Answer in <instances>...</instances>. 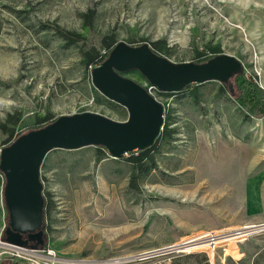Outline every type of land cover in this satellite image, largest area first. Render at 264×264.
Here are the masks:
<instances>
[{
	"label": "rangeland",
	"instance_id": "obj_1",
	"mask_svg": "<svg viewBox=\"0 0 264 264\" xmlns=\"http://www.w3.org/2000/svg\"><path fill=\"white\" fill-rule=\"evenodd\" d=\"M0 4V158L14 142L12 133L21 137L62 116L128 120L124 107L94 87L87 65L88 52L104 54L111 41L148 44L174 64L230 55L264 86V0ZM61 33L81 41L70 45ZM123 76L148 84L138 71ZM221 87L208 82L161 94L164 129L155 166L147 164L145 173L100 147L49 153L40 175L42 247L59 264H264V117L246 120L247 110ZM5 186L0 171V241L9 225ZM248 227L258 232L231 239ZM204 235L229 240L161 252ZM0 264L24 263L8 256Z\"/></svg>",
	"mask_w": 264,
	"mask_h": 264
},
{
	"label": "water",
	"instance_id": "obj_2",
	"mask_svg": "<svg viewBox=\"0 0 264 264\" xmlns=\"http://www.w3.org/2000/svg\"><path fill=\"white\" fill-rule=\"evenodd\" d=\"M243 70V64L230 55H219L203 64H174L148 44H117L91 75L94 87L103 96L128 111L126 122L93 113L62 116L2 150L0 171L6 178L4 199L9 212L5 242L35 249L43 246L45 201L40 175L52 151L100 147L111 158L120 160L156 144L164 129L165 107L123 74L138 71L150 85L168 94L208 82L227 84Z\"/></svg>",
	"mask_w": 264,
	"mask_h": 264
},
{
	"label": "trees",
	"instance_id": "obj_3",
	"mask_svg": "<svg viewBox=\"0 0 264 264\" xmlns=\"http://www.w3.org/2000/svg\"><path fill=\"white\" fill-rule=\"evenodd\" d=\"M2 0H0L1 3ZM1 5V4H0ZM3 9H8L7 7L3 6ZM1 9V7H0ZM3 30V21L0 15V35ZM61 37L67 41L70 45H75L81 41V38L76 35L64 34L61 33ZM106 42V41H105ZM104 42V43H105ZM116 43L114 41L106 43L105 47L107 48L104 54L92 49L88 52L87 56V65L88 67L93 70L95 67L101 65L106 59L109 57L111 51L115 48ZM157 46V44H153V47ZM154 51V50H153ZM156 51V50H155ZM154 51V52H155ZM156 53V52H155ZM215 57V56H214ZM209 59L204 60L200 64L206 63ZM199 85H191L186 87L183 91L187 90H194ZM182 91V92H183ZM222 93L229 94L232 100L240 106L242 109H246L248 114L246 115L245 119L248 118H263L264 117V91L258 85V79L253 77L252 75L247 74L244 70L234 76L227 84H223L221 87ZM48 126V125H47ZM46 127V126H45ZM12 133V141H15L20 136H13ZM159 139L156 144L145 151H136L130 153V157H124L122 160H126L133 169L138 173H145L149 169L154 168L155 161L153 159V154L157 151ZM101 152L107 154L103 148H100ZM149 164L151 167L149 169L146 168V165ZM136 183V182H135ZM137 186V183L133 186Z\"/></svg>",
	"mask_w": 264,
	"mask_h": 264
},
{
	"label": "built area",
	"instance_id": "obj_4",
	"mask_svg": "<svg viewBox=\"0 0 264 264\" xmlns=\"http://www.w3.org/2000/svg\"><path fill=\"white\" fill-rule=\"evenodd\" d=\"M258 79L259 87L264 91V86L262 85L260 75L257 76L252 75ZM149 95H151L156 101L162 104V98L160 92L155 86L150 85L149 83L144 86ZM163 105V104H162ZM259 228V227H249V230ZM248 230V229H247ZM236 235H240L236 234ZM246 235L244 236V238ZM243 238V237H242ZM225 239L223 236H214V235H206L203 239L196 241L210 244V247H214L216 243L220 240ZM192 243H185L178 247H172L162 250L161 252H177L179 249H184L185 246ZM10 256L12 259L16 261L23 262L24 264H59L60 261L56 255V253L50 249H46L45 247L33 248L32 246L28 247H20L6 243L5 241H0V259Z\"/></svg>",
	"mask_w": 264,
	"mask_h": 264
},
{
	"label": "bare ground",
	"instance_id": "obj_5",
	"mask_svg": "<svg viewBox=\"0 0 264 264\" xmlns=\"http://www.w3.org/2000/svg\"><path fill=\"white\" fill-rule=\"evenodd\" d=\"M205 166V165H204ZM247 229H249V227L247 228ZM255 229V228H254ZM257 229V228H256ZM252 232H254V233H256V232H258L257 230H247V231H244V232H239L240 233V235H239V237H234V238H231V239H237V238H242V237H244L245 235L246 236H248V235H250V234H252ZM205 237V235L204 236H201V237H196V238H194V239H191L190 241H188L187 243H192V244H189V245H187V246H185L184 247V249L186 250H194V249H197V248H199V247H203V246H209L210 247V244H201L202 242H196V241H199V240H201V239H203ZM224 237V236H223ZM223 241H219V243H223V242H227L229 239H222ZM204 243V242H203ZM217 245V244H216ZM183 249V250H184ZM210 254H212L211 252H210Z\"/></svg>",
	"mask_w": 264,
	"mask_h": 264
},
{
	"label": "flooded vegetation",
	"instance_id": "obj_6",
	"mask_svg": "<svg viewBox=\"0 0 264 264\" xmlns=\"http://www.w3.org/2000/svg\"><path fill=\"white\" fill-rule=\"evenodd\" d=\"M33 244H36V242H34V243L31 242V245H33Z\"/></svg>",
	"mask_w": 264,
	"mask_h": 264
},
{
	"label": "crops",
	"instance_id": "obj_7",
	"mask_svg": "<svg viewBox=\"0 0 264 264\" xmlns=\"http://www.w3.org/2000/svg\"><path fill=\"white\" fill-rule=\"evenodd\" d=\"M261 82H262V80H261Z\"/></svg>",
	"mask_w": 264,
	"mask_h": 264
}]
</instances>
